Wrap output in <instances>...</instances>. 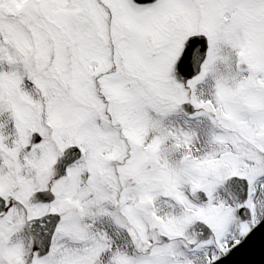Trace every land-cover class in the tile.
Instances as JSON below:
<instances>
[{
  "label": "snow or ice",
  "instance_id": "1",
  "mask_svg": "<svg viewBox=\"0 0 264 264\" xmlns=\"http://www.w3.org/2000/svg\"><path fill=\"white\" fill-rule=\"evenodd\" d=\"M0 264H264V0H0Z\"/></svg>",
  "mask_w": 264,
  "mask_h": 264
}]
</instances>
